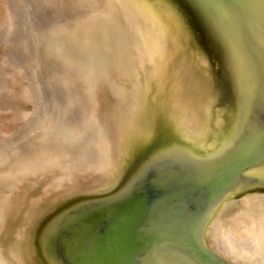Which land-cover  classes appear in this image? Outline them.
Returning <instances> with one entry per match:
<instances>
[{
    "label": "water",
    "instance_id": "obj_1",
    "mask_svg": "<svg viewBox=\"0 0 264 264\" xmlns=\"http://www.w3.org/2000/svg\"><path fill=\"white\" fill-rule=\"evenodd\" d=\"M163 1L208 64L211 78L204 80L214 90L209 95L223 99L209 109L210 119L223 107L233 120L224 115L226 129L234 128L211 133H218L215 141L200 140L207 115L200 111L198 130L174 136L167 128L162 136L166 124L151 114L140 133L126 134L108 188L100 189L97 181L68 190L53 206L44 204L53 208L29 228L36 264H236L215 247L209 228L215 229L213 220L225 202L264 193V0ZM82 117L87 121L88 114ZM69 127H56L58 135L78 141L66 136ZM193 137L216 147L195 151ZM151 143L160 148L143 160Z\"/></svg>",
    "mask_w": 264,
    "mask_h": 264
},
{
    "label": "bare ground",
    "instance_id": "obj_2",
    "mask_svg": "<svg viewBox=\"0 0 264 264\" xmlns=\"http://www.w3.org/2000/svg\"><path fill=\"white\" fill-rule=\"evenodd\" d=\"M101 4V8L89 10L84 16L78 14L77 17L82 16L80 20L72 26L58 28L57 33L67 56L73 57L70 61L78 66L79 71H76L81 75L79 80L83 87L79 99H85L90 106L87 121L83 113L72 120V126L74 129L81 125L80 131L74 129L77 142L85 148L82 154L93 162L94 170L102 175L96 183L98 181L99 188L104 190L117 170L126 134L134 130L140 133V127L146 126L151 114L155 113L158 122L161 118L166 124L160 130L161 135L167 128L175 130L174 136L198 130L201 125L196 116L200 111L207 113L203 121L205 133H198L200 140L231 132L234 125L226 129L224 115L229 113L223 107L215 109L210 119L209 109L222 98L209 95L214 90L210 81L204 80L209 75L208 64L190 47L179 17L163 0H103ZM232 62L229 57L227 66L231 64L234 75ZM70 78L64 81L69 82ZM100 93L112 97L102 118L97 112L98 99L104 100L107 95ZM73 103L69 101L67 110ZM173 113L177 114L180 124L174 120ZM228 116L233 121L232 113ZM216 130L217 134H211ZM192 139H196L190 141L195 151L209 153L216 147L213 141L206 146L202 141L197 144V138ZM166 142L164 144L170 143ZM159 148V144L151 143L144 151L143 160ZM63 153L71 156L74 151L58 133H48L39 144L25 143L23 148L8 149L0 157V234L13 211L27 202L28 193L43 188L39 198L28 200L27 226L18 229L8 249L0 246V264H36L29 228L36 226L53 208L46 210L45 203L53 201V206L68 190L79 187L73 177L81 172L84 164L73 160L74 157L70 160L68 155L63 157ZM48 179H52L54 186L48 187ZM20 200L23 201L19 203ZM213 221L215 229L209 228V235L229 261L264 264V193L254 192L225 202Z\"/></svg>",
    "mask_w": 264,
    "mask_h": 264
},
{
    "label": "rangeland",
    "instance_id": "obj_3",
    "mask_svg": "<svg viewBox=\"0 0 264 264\" xmlns=\"http://www.w3.org/2000/svg\"><path fill=\"white\" fill-rule=\"evenodd\" d=\"M102 2L103 0H0V157L8 149L23 148L25 143L37 145L48 133L56 135L59 132L56 129L58 125H70L65 135L78 136L73 129V121L83 113L88 114L90 106L84 103L85 99H79L83 88L79 80L81 75L78 73V66L70 61L73 57L67 56L68 52L66 54L57 31L62 26H72L87 11L101 8ZM78 14H81L80 17H77ZM68 78L69 82H65ZM106 95H102L107 97H103L105 101L98 99L97 112L101 118L104 116L103 111L112 102L110 94ZM70 100L74 103L67 110ZM47 130L50 131L45 132ZM59 136L74 151L71 156L69 153H63L62 156L68 155L69 160L74 157L73 160L84 164L73 181L81 189L92 187L100 176L96 177L93 162L82 154L85 148H81L77 141L73 143L69 140L70 143L64 136ZM47 182L48 187L54 186L52 179ZM42 191L43 188L30 191L27 202H23L19 210L13 211L5 222L0 234L1 248L8 249L16 233L27 226V211L30 206L28 200L39 198Z\"/></svg>",
    "mask_w": 264,
    "mask_h": 264
}]
</instances>
